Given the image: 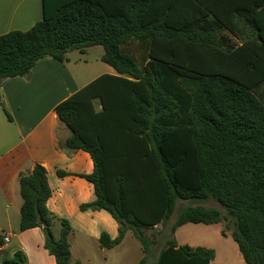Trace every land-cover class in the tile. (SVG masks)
<instances>
[{"label": "trees", "instance_id": "16d2710c", "mask_svg": "<svg viewBox=\"0 0 264 264\" xmlns=\"http://www.w3.org/2000/svg\"><path fill=\"white\" fill-rule=\"evenodd\" d=\"M93 46L104 48L102 61L117 75L98 77L55 111L71 132L65 147L89 153L94 170L57 173L93 184L95 200L80 210H105L118 223V237L104 232L101 247L113 249L132 232L140 264L155 251V264H211L214 249L181 245L175 234L189 223L225 222L244 262L264 264V0H125L121 8L43 0L41 21L0 36V91L44 58L63 63ZM19 187V230L42 228L57 264H78L69 221L47 206L46 168L21 174ZM211 200L226 214L202 205ZM180 201L192 205L162 230ZM2 264L28 260L18 250Z\"/></svg>", "mask_w": 264, "mask_h": 264}, {"label": "crops", "instance_id": "0c3cea01", "mask_svg": "<svg viewBox=\"0 0 264 264\" xmlns=\"http://www.w3.org/2000/svg\"><path fill=\"white\" fill-rule=\"evenodd\" d=\"M103 1L115 8L125 4V0ZM42 19L43 0H0V36L16 30L28 31ZM231 40L237 47L241 45L232 37ZM71 53L66 62L44 58L29 76L12 77L3 82L0 91V235L3 238L0 264L18 250L26 254L28 264H57L45 248L42 228L19 230L23 203L19 177L31 172L36 164L46 168L53 190L47 203L49 210L57 217L67 219L72 227L69 241L73 263L136 264L135 258L139 257L140 264L144 257L141 244L132 232H128L123 242L113 249L101 247L100 238L104 232L112 239L118 237V223L105 210H80L82 204L95 200L93 184L76 175L58 176V170L91 174L94 164L89 153L65 147L71 132L60 122L56 107L98 77L117 75L101 57L102 72L87 80L92 73L88 61L78 57L72 60ZM195 225H203L206 228L200 232L207 233L209 227L221 224ZM156 229L160 231L161 226L156 225ZM6 237L9 242L5 241ZM179 244L199 246L187 242Z\"/></svg>", "mask_w": 264, "mask_h": 264}, {"label": "rangeland", "instance_id": "374dc122", "mask_svg": "<svg viewBox=\"0 0 264 264\" xmlns=\"http://www.w3.org/2000/svg\"><path fill=\"white\" fill-rule=\"evenodd\" d=\"M127 49L135 55L139 60H141L142 50L136 45L132 44ZM104 53V49L102 46H94L90 47L87 50L86 54H80L79 52H72L71 53V59L74 60L75 58H81L82 60H86L89 63V66L91 67V74L87 78V80L91 79L94 75H98L102 72L101 64V57ZM85 80V81H87ZM192 205L190 201H180L178 204L177 209L175 210L173 216L171 217V221L168 224V227L165 230L166 232L170 231L171 226L176 221L178 215L180 212L183 211V207L187 205ZM202 205L208 206V207H214L219 210H221L224 214H226L225 209L216 201H209L206 203H203ZM222 227V230H225L226 237L222 236L219 232V229ZM203 227V225H195V224H187L183 227L179 228L176 233V238L180 243H189L190 245L195 244L199 245L201 247L206 246L208 248L214 249L216 251V258L211 264H246L243 260V257L238 249L237 244L234 242V240L231 237V227H226V223L223 222L221 225H216L209 227L207 233H202L200 230ZM59 227H56L55 230L59 231ZM161 230V229H160ZM150 236L152 234V231L147 232ZM186 241V242H185ZM156 253L150 255L147 261V264H155L156 260ZM136 264L139 263L140 258H135Z\"/></svg>", "mask_w": 264, "mask_h": 264}, {"label": "built area", "instance_id": "2783aa9c", "mask_svg": "<svg viewBox=\"0 0 264 264\" xmlns=\"http://www.w3.org/2000/svg\"><path fill=\"white\" fill-rule=\"evenodd\" d=\"M5 241H6V242H9V238L6 237V238H5Z\"/></svg>", "mask_w": 264, "mask_h": 264}]
</instances>
